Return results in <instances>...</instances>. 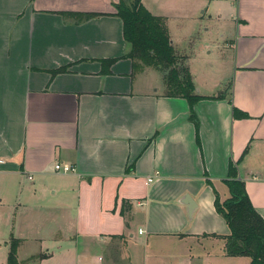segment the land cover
I'll use <instances>...</instances> for the list:
<instances>
[{"label":"crops","instance_id":"1","mask_svg":"<svg viewBox=\"0 0 264 264\" xmlns=\"http://www.w3.org/2000/svg\"><path fill=\"white\" fill-rule=\"evenodd\" d=\"M120 2L0 0V246L19 240V264H161L171 238L202 248L175 263L251 264L226 254L215 199L233 166L264 218V0H142L176 51L231 52L227 92L192 74L195 122L128 57Z\"/></svg>","mask_w":264,"mask_h":264},{"label":"trees","instance_id":"2","mask_svg":"<svg viewBox=\"0 0 264 264\" xmlns=\"http://www.w3.org/2000/svg\"><path fill=\"white\" fill-rule=\"evenodd\" d=\"M118 16L123 22V34L132 47L129 58L141 61L146 67L158 70L164 77L169 98L186 99L191 106L192 121H196L194 106L204 97L196 94V87L189 68L188 57L178 56L169 34L166 20L153 16L142 5V0H134L131 5L124 0L118 5ZM107 63V62H105ZM114 63V60L109 61ZM224 94L213 100H222ZM236 119H248L249 115L235 109ZM246 149L244 156L247 154ZM231 180L226 181L230 198L221 202L216 194L215 208L227 223L229 235L226 237V254L229 257H247L251 264H264V218L255 209L246 192L244 182L237 179V171L231 166ZM132 204L124 200L121 216L131 212ZM20 241L13 239L7 264H19L18 248Z\"/></svg>","mask_w":264,"mask_h":264},{"label":"rangeland","instance_id":"3","mask_svg":"<svg viewBox=\"0 0 264 264\" xmlns=\"http://www.w3.org/2000/svg\"><path fill=\"white\" fill-rule=\"evenodd\" d=\"M133 1L134 0H131L130 2L128 1L127 4L131 5ZM201 33L202 34L200 37L202 36L205 37V36L210 35V34H206V32H203V31ZM211 33H213V30ZM194 47L195 45L194 43H192V44L185 45V47L183 48V51H181L180 49H177L178 56L188 57L186 65L189 68L191 76L192 74L194 75V73L196 74V76L198 75V80H197L198 85L205 83L207 84L208 88L212 90H214L215 87L222 85L226 87L224 92H227L228 87L232 84V68H231L232 62L229 60V55L231 52L230 51L224 52V56L222 57L220 52L217 53L216 49L214 47H211L209 51H214L213 53L208 54V52L207 53L204 52V53L198 54V53H195V51H193ZM138 63L144 66V63L139 60H138ZM192 78L194 79V76H192ZM162 82H163V85L165 86V92H166L167 86H166L163 76H162ZM196 90L198 89L196 88ZM226 194L227 196L230 195L228 193V189L226 190ZM161 245H164L168 248L167 249L168 252H166L165 254L161 256V257H165L164 260L162 259L164 263L162 261L161 264H186V263L180 262V259H178L177 263H175L172 260L175 254H172V252H169V250H172L170 248H175L177 246L181 248H185V250H187V248L191 246L193 247L194 255L202 254V248L199 245L192 244V243H189V244L180 243L176 239H171V238L167 239ZM2 247L4 246L3 245L0 246V264H2L1 262V259H3L2 252H4ZM9 252H10L9 248H8V251L4 252L6 264L8 263ZM176 257H183V253L180 252V254L178 255L176 254ZM245 261L249 262V260L244 259V261L241 260L240 263H235V264H243V262ZM234 262L235 261H230L229 264H234ZM191 264H202V263L200 261L195 260ZM219 264H222V263H219Z\"/></svg>","mask_w":264,"mask_h":264},{"label":"built area","instance_id":"4","mask_svg":"<svg viewBox=\"0 0 264 264\" xmlns=\"http://www.w3.org/2000/svg\"><path fill=\"white\" fill-rule=\"evenodd\" d=\"M0 164H4V161H0ZM55 171L58 173H63V174H69L72 172H75L76 170L72 168L71 166L64 165V164H57L55 165ZM152 180H150L151 182Z\"/></svg>","mask_w":264,"mask_h":264},{"label":"water","instance_id":"5","mask_svg":"<svg viewBox=\"0 0 264 264\" xmlns=\"http://www.w3.org/2000/svg\"><path fill=\"white\" fill-rule=\"evenodd\" d=\"M187 199H189V197H187ZM185 204L187 206H190V209H189V218H192V215H193V212H194V204L191 201H189V203H185Z\"/></svg>","mask_w":264,"mask_h":264}]
</instances>
